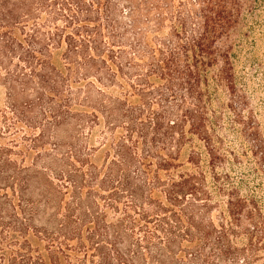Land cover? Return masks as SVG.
Masks as SVG:
<instances>
[{
	"label": "trees",
	"instance_id": "obj_1",
	"mask_svg": "<svg viewBox=\"0 0 264 264\" xmlns=\"http://www.w3.org/2000/svg\"><path fill=\"white\" fill-rule=\"evenodd\" d=\"M261 10L0 0V264H264V146L232 39Z\"/></svg>",
	"mask_w": 264,
	"mask_h": 264
},
{
	"label": "rangeland",
	"instance_id": "obj_2",
	"mask_svg": "<svg viewBox=\"0 0 264 264\" xmlns=\"http://www.w3.org/2000/svg\"><path fill=\"white\" fill-rule=\"evenodd\" d=\"M258 17H256L257 24L254 25L251 39L244 42H239L244 34V28L247 23V19L237 28L232 39L233 42L240 45L242 48L238 51L237 58L234 59L235 73L241 75L245 73V93L249 98V109L251 110L252 116L257 121L258 125V137L259 141L264 146V12L260 11ZM249 22V20H248ZM235 47V48H236ZM253 64L254 66H249ZM4 87L0 83V107L4 103ZM245 117L248 115L246 110L243 114ZM55 140H63L66 136L64 129H58L52 133ZM227 143H230L235 151H247L249 156V163L242 164V168L245 172H248V168L251 167L253 162V156H251L249 144L247 141L240 140L237 135H230L227 138ZM243 142V143H242ZM247 161V160H246ZM251 163V165H249ZM260 195H263L262 193Z\"/></svg>",
	"mask_w": 264,
	"mask_h": 264
}]
</instances>
